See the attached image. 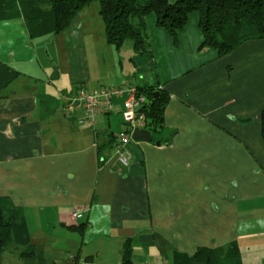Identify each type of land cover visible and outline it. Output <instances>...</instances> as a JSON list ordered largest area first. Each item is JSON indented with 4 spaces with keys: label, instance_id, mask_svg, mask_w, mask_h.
I'll return each instance as SVG.
<instances>
[{
    "label": "crops",
    "instance_id": "1",
    "mask_svg": "<svg viewBox=\"0 0 264 264\" xmlns=\"http://www.w3.org/2000/svg\"><path fill=\"white\" fill-rule=\"evenodd\" d=\"M91 2L56 34L69 60L67 86H20L0 99V195L21 209L25 234L42 233L44 264H121L127 238L131 264H175L176 253L230 244L242 264L264 262V40L217 57L199 49L197 14L177 44L149 14V50L138 54L131 42L116 50L104 36L100 55L112 69L100 61L92 78L83 15ZM43 37L30 38L21 18L0 21V61L19 72L16 81L27 73L12 58L36 63L34 42ZM14 39L23 46L18 58ZM127 81L158 86L168 98L162 127L144 124L151 141L127 142L122 165L117 135L125 127L112 114L121 116L120 108L66 116L59 95ZM73 210H80L74 220Z\"/></svg>",
    "mask_w": 264,
    "mask_h": 264
},
{
    "label": "trees",
    "instance_id": "2",
    "mask_svg": "<svg viewBox=\"0 0 264 264\" xmlns=\"http://www.w3.org/2000/svg\"><path fill=\"white\" fill-rule=\"evenodd\" d=\"M91 1L0 0V21L21 18L32 39L58 34ZM98 1L106 42L116 50H120L128 41L138 54L149 50L144 23L145 16L149 14L155 16L156 25L165 29L177 44L178 33L186 26L190 14L195 12L202 37L199 49H213L217 57L227 55L248 40H264V0ZM18 76V71L0 61V99L9 96L7 89ZM149 86L139 87L138 91L145 97L142 108L145 125L150 130H157L162 127L168 96L164 89ZM260 122L264 139V109ZM24 229L21 209L9 197L0 195V264L5 251L16 244L26 243ZM31 253L33 256L34 251ZM131 254V240L127 238L122 244L121 264H131ZM174 258L175 264H242L239 249L231 244L221 248L200 247L190 256L176 253ZM39 261V264L45 263L40 258Z\"/></svg>",
    "mask_w": 264,
    "mask_h": 264
},
{
    "label": "rangeland",
    "instance_id": "3",
    "mask_svg": "<svg viewBox=\"0 0 264 264\" xmlns=\"http://www.w3.org/2000/svg\"><path fill=\"white\" fill-rule=\"evenodd\" d=\"M173 2L175 0H169ZM90 3V2H89ZM99 1L92 0L91 5L87 7V13L83 15L88 17V26L91 28V33L86 34V50L88 53V62L89 68L91 71V77H97L99 75L100 69V61L102 64V70L106 69L110 71L112 67L110 66L109 59L107 60L104 55H100L102 53L101 47L104 41H100L101 38L105 36V28L104 22L99 14ZM195 13V12H194ZM196 14V13H195ZM48 37H43L42 42L39 44V41L34 42V50H35V58L37 62H28L24 64H20L19 61H13L10 63L15 64L19 71H25L27 74L26 77H20L18 81H13L7 91H17L20 90V86H67L65 83L66 78L69 76L68 73V64L69 60L66 56V47L64 45V39L56 34L47 35ZM48 38V39H47ZM128 41L127 43H129ZM13 44V45H12ZM11 46H14L16 49L17 55L16 58L21 56V51L23 46L16 42V39L12 42ZM3 49H6L7 46L3 44L1 46ZM92 54H96V57L92 56ZM96 58V63L94 62ZM17 63V64H16ZM57 71L63 72L61 76V81L56 78ZM53 74V82H48V76ZM30 76V78H29ZM136 79V78H135ZM137 80V79H136ZM138 81V80H137ZM89 85V84H88ZM39 88V87H38ZM118 120H116V125L125 127L122 120V116L115 115L112 113ZM120 116V117H119ZM22 212V211H21ZM29 227L31 228V222L29 223ZM27 234V232H26ZM27 241L21 245H14L10 250L5 251L2 255V264H39V258L43 257L44 252L42 250L41 240H44L41 232L37 231L35 235L27 234ZM34 244V245H33ZM23 251L27 252L26 254ZM34 251L33 256H31V252ZM31 256V257H30ZM145 264H150L145 262Z\"/></svg>",
    "mask_w": 264,
    "mask_h": 264
},
{
    "label": "built area",
    "instance_id": "4",
    "mask_svg": "<svg viewBox=\"0 0 264 264\" xmlns=\"http://www.w3.org/2000/svg\"><path fill=\"white\" fill-rule=\"evenodd\" d=\"M120 99L123 100L122 103L119 102ZM59 102L60 109L66 116H72L77 109H82L85 117L93 118L98 113H110L120 108L125 130L117 135L118 143L123 149L119 162L122 165L128 164L130 152L125 146L132 140V133L136 128H144L146 119L142 112L145 97L139 93L135 85L127 81L119 86L99 87L90 91L80 88L74 92H62L59 95ZM140 106L142 108L138 109ZM79 211L71 212L72 220L77 217Z\"/></svg>",
    "mask_w": 264,
    "mask_h": 264
},
{
    "label": "water",
    "instance_id": "5",
    "mask_svg": "<svg viewBox=\"0 0 264 264\" xmlns=\"http://www.w3.org/2000/svg\"><path fill=\"white\" fill-rule=\"evenodd\" d=\"M142 106L138 107L141 109ZM132 139L137 141H151V131L146 128H136L132 133Z\"/></svg>",
    "mask_w": 264,
    "mask_h": 264
}]
</instances>
